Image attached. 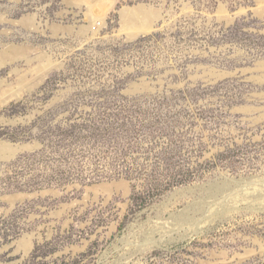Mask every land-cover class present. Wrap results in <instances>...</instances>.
I'll return each mask as SVG.
<instances>
[{"label": "rangeland", "instance_id": "374dc122", "mask_svg": "<svg viewBox=\"0 0 264 264\" xmlns=\"http://www.w3.org/2000/svg\"><path fill=\"white\" fill-rule=\"evenodd\" d=\"M0 147V264H264V0H0Z\"/></svg>", "mask_w": 264, "mask_h": 264}, {"label": "bare ground", "instance_id": "6f19581e", "mask_svg": "<svg viewBox=\"0 0 264 264\" xmlns=\"http://www.w3.org/2000/svg\"><path fill=\"white\" fill-rule=\"evenodd\" d=\"M144 9V8H143ZM135 9V10H131V11H125L124 13H123V17H125V21H126V23H125V25H126V27L128 28V26L129 27H135L134 25H136L138 22H143V24H145V22H147V21H149L150 20V17H151V14H149L148 12H146V11H144V10H146V9ZM154 13H156V12H154ZM154 15H156V14H154ZM153 15V16H154ZM124 19V18H123ZM122 19V20H123ZM153 19V18H152ZM26 21V20H25ZM145 21V22H144ZM158 21V20H157ZM148 23V22H147ZM146 23V24H147ZM99 24V23H98ZM97 24V25H98ZM139 24V23H138ZM148 26V25H147ZM151 26V25H150ZM141 27V26H140ZM145 27L146 26H144V29H145ZM31 28V27H30ZM147 28V27H146ZM129 29V28H128ZM132 29V28H131ZM140 29H142V28H140ZM140 29H137V31L138 30H140ZM141 31V30H140ZM130 32V31H129ZM132 36V35H131ZM133 37V36H132ZM134 38V37H133ZM41 80V79H40ZM14 91V90H13ZM11 95V94H10ZM11 97V96H10ZM17 98V97H16ZM10 99V98H9ZM6 102V101H5ZM4 106V105H3ZM23 147V146H22ZM26 147V146H25ZM0 148H2V147H0ZM24 148V147H23ZM17 152H19V151H17ZM2 153V152H1ZM2 156V155H1ZM30 239V238H29ZM25 240V239H24ZM29 245H27V247H28ZM26 248V247H25ZM26 249H29V247L28 248H26ZM26 249H25V251H26ZM30 251V250H29ZM24 252V251H23Z\"/></svg>", "mask_w": 264, "mask_h": 264}]
</instances>
